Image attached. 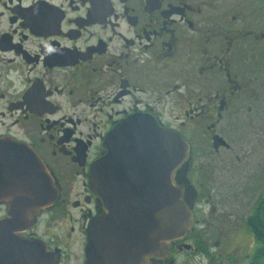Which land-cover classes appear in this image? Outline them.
I'll return each instance as SVG.
<instances>
[{"label": "flooded vegetation", "instance_id": "obj_1", "mask_svg": "<svg viewBox=\"0 0 264 264\" xmlns=\"http://www.w3.org/2000/svg\"><path fill=\"white\" fill-rule=\"evenodd\" d=\"M259 100L264 0H0V264H89L94 224L109 242L147 234L140 210L154 188L137 134L118 166L103 162L99 188L91 178L112 132L122 145L153 125L190 145L176 179L194 225L150 260L264 264V191L249 207L222 204L204 188L216 160H196L249 154L241 116ZM36 165L55 196L25 186ZM224 206L244 212L239 227L221 226Z\"/></svg>", "mask_w": 264, "mask_h": 264}, {"label": "water", "instance_id": "obj_2", "mask_svg": "<svg viewBox=\"0 0 264 264\" xmlns=\"http://www.w3.org/2000/svg\"><path fill=\"white\" fill-rule=\"evenodd\" d=\"M117 132H112L107 139L110 155L97 160L93 165L91 186L94 189L100 187L103 162L106 160L109 164H113L114 168L115 165L118 166L121 160L117 158L115 161L114 154L119 156L122 148H131L132 142L127 140L135 139L134 135L137 134L138 145H134L132 149L142 148L146 151L141 154L147 157L144 163L149 169L146 186L149 188L152 185L154 188L152 195H147V198L152 196V207L148 202V208L143 206L140 210L142 222H145L147 215L148 232L140 239L129 236L123 238L116 234V237L111 238L114 242H109L101 239L102 237L94 229L97 224H94L88 244L89 264H160L150 258L165 257L175 240L193 230V201L190 204L186 203L183 194L184 185L176 179V171L179 167L183 166L184 173L187 172L190 145L181 134L160 130L154 125L144 132H126L127 135L119 137V141H124L122 145L116 144ZM130 134L134 137L130 138ZM215 139L225 142L219 137ZM220 142H216V146H219ZM32 171L33 176L24 178L25 186L37 189L40 195L55 196L54 183L49 173L44 168H40V165H36V169ZM188 192L195 197L196 189L193 185H189Z\"/></svg>", "mask_w": 264, "mask_h": 264}, {"label": "rangeland", "instance_id": "obj_3", "mask_svg": "<svg viewBox=\"0 0 264 264\" xmlns=\"http://www.w3.org/2000/svg\"><path fill=\"white\" fill-rule=\"evenodd\" d=\"M252 102L256 107L255 100ZM259 102L257 110H252V112L249 110L241 116L242 121L252 124L246 132L248 136L245 138L248 144H252L249 154H242L239 159L233 158L234 156L217 158L210 155L208 157L198 156L196 159H205L210 165L209 158L211 161L216 160L214 167L209 168L206 165L209 180L204 184V188H215L219 194H224L219 195L223 199L222 204L229 203L228 199L233 198L234 203L247 204L249 207L260 196L262 190L264 191V100H259ZM227 193L232 194L228 195ZM223 209L225 210H219L216 217L217 220L222 221L221 226L225 227L223 221L229 220L226 231L239 227L241 221L244 220V212L241 213L240 209H237L229 213L230 210H227L225 206ZM210 215L214 216V214Z\"/></svg>", "mask_w": 264, "mask_h": 264}, {"label": "bare ground", "instance_id": "obj_4", "mask_svg": "<svg viewBox=\"0 0 264 264\" xmlns=\"http://www.w3.org/2000/svg\"><path fill=\"white\" fill-rule=\"evenodd\" d=\"M163 166V165H162Z\"/></svg>", "mask_w": 264, "mask_h": 264}]
</instances>
